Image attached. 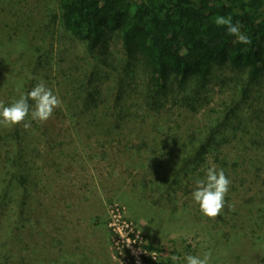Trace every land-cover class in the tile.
<instances>
[{"label":"rangeland","instance_id":"374dc122","mask_svg":"<svg viewBox=\"0 0 264 264\" xmlns=\"http://www.w3.org/2000/svg\"><path fill=\"white\" fill-rule=\"evenodd\" d=\"M55 1L0 0V103L9 102L11 85L22 81L19 72L29 62L30 53L40 57L42 73L51 71L46 87L61 90L66 102L75 100L65 91L63 77L77 76L76 85L83 78L79 75L93 70L95 59L86 54L84 45L57 27V20L48 24L50 9H57ZM39 47L43 48L38 51ZM108 47V54L100 59L112 62L123 56L118 34H113ZM7 56L9 65L3 62ZM103 70L102 91L113 96L114 77L110 69ZM7 73L13 74L9 84L5 83ZM232 75L226 72V77ZM221 83L214 79L208 104L193 113L170 102L156 106L160 94L138 80L117 103L110 98L102 108L86 110L79 118L76 115L73 123L79 122L82 130L74 132L80 138L71 141L73 148L67 141L74 134L63 131V142L57 146L31 127L25 138L29 150L24 169L12 166L8 175L3 171L0 177V193L18 192L4 211L3 232L8 228L10 235L0 241V264H86V260L90 264H130L129 256L134 264H142L143 250L137 246L142 243L159 248L154 255L162 260L180 257V264L186 255L202 256L208 250L211 264H264V147L255 148L248 141L252 129L258 133L264 127L263 88L251 104L250 111L258 112L256 122L241 124L234 140L228 126L230 141L217 155L219 161L226 159L231 164V184L221 215L215 219L204 216L192 198L196 180L203 177L171 186L170 195L162 196L147 186L155 177L168 176L167 157H160L158 146L163 138L173 136L186 142L209 120L222 122L220 117L224 118L239 92L234 84ZM240 110L244 114L241 106ZM100 121L102 128L94 129ZM67 124L68 117L61 123L63 129ZM214 158L208 160V168L218 167ZM22 173L27 174L31 190L23 207ZM20 208L26 218L19 217ZM127 232L134 234L133 240Z\"/></svg>","mask_w":264,"mask_h":264},{"label":"trees","instance_id":"16d2710c","mask_svg":"<svg viewBox=\"0 0 264 264\" xmlns=\"http://www.w3.org/2000/svg\"><path fill=\"white\" fill-rule=\"evenodd\" d=\"M55 3L57 9H50L52 19L48 24L53 25L56 22L52 21L57 20V27L79 40L86 54L95 61L92 63L93 70L79 75L83 78L76 85L74 81L77 76L63 77L67 83L65 91L75 101L66 102V96L60 94L61 90L52 89L62 101L61 106L45 123L33 121L32 128L57 146L63 142L60 141L64 137L63 131L65 135L68 131L75 136L67 141L72 147L74 142L71 141L80 138L74 132L82 130L77 126L79 122L73 123L76 115L79 118L86 110L102 108L110 98L117 103L132 91L129 88L138 80L144 82L146 88L160 94L154 101L156 106L170 102L193 113L208 104L214 79L221 81V84L229 82L238 88L239 93L236 99L230 101L224 118L220 117L222 122L218 118L209 120L186 142L173 136L163 138L158 146L160 157H167L165 165L169 169L168 176L164 179L155 177L147 186L155 188L162 196L163 193L170 195L173 191L171 186H179L191 178H204L208 160L212 157H215L213 162L218 165L217 170L223 169L227 177L231 176V164L226 159L219 161L217 155L224 144L230 141L231 137L226 131L228 126L232 128L234 140L237 128L243 123L253 125L258 116V112L254 114L250 110L256 94L262 92L260 88L264 89V0H56ZM217 16H231L233 24L238 22L241 25V32L250 38L251 43L241 44L235 36L227 33L226 27L217 26L214 23ZM113 34L120 36L123 56L109 62V59H100L99 56L108 54ZM42 45L46 47L45 40ZM101 48L103 51H100ZM28 59L23 72H19L22 81L18 86L22 84V87L11 85L13 92H9V102L5 101V106H9L21 94H27L38 82L48 81L51 71L41 72L44 67L40 57L30 53ZM3 62L9 65L8 56ZM95 67L99 70L96 71ZM104 67L110 69L114 77L113 96L102 91L101 83L105 78L101 73ZM228 71L234 75L226 77ZM11 75H7L5 83L9 84L13 80ZM240 106L245 110L244 114ZM113 108L117 110L116 106ZM62 111L70 115H64ZM246 111L248 114H245ZM66 116L68 124L63 129L61 123L67 120ZM101 123L93 125L94 129L102 128ZM263 128L258 131L261 138L255 129H252L253 132L249 130L252 137L248 141L258 149L264 147ZM29 129L20 124L13 127L0 125V177L3 171L8 175L12 166L24 169L25 152L29 150V147H25V138ZM26 175L22 173L20 177V183L25 185L22 207L31 193ZM16 195V189L11 193L7 190L0 193V241L10 235L8 228L3 232L6 222L4 211H7ZM19 211V217H25L22 208ZM129 236L134 239L133 233H129ZM11 238L15 239L13 236ZM137 246L144 251L141 255L142 264H171L170 259L162 260L154 255L159 251L156 246L144 243ZM127 262L134 264L133 256H129ZM86 264L90 263L86 260Z\"/></svg>","mask_w":264,"mask_h":264},{"label":"clouds","instance_id":"9594fccd","mask_svg":"<svg viewBox=\"0 0 264 264\" xmlns=\"http://www.w3.org/2000/svg\"><path fill=\"white\" fill-rule=\"evenodd\" d=\"M214 23L226 27L227 33L235 36L239 43L245 45L251 43L250 38L241 32V25L238 22L233 24L231 16H217ZM18 87H22V84ZM61 103L60 98L47 88L43 81H40L27 94H21L9 106L0 103V125L13 127L20 124L25 129H29L33 121L43 124L51 118ZM195 183L196 188L192 192V198L198 204L201 213L211 219L221 215L225 210V198L231 184L223 169L209 167L205 177L197 179ZM228 207L231 210V206ZM170 259L173 264H180V257L173 255ZM211 259L212 253L208 250L202 256L186 255L183 257V264H211Z\"/></svg>","mask_w":264,"mask_h":264},{"label":"built area","instance_id":"2783aa9c","mask_svg":"<svg viewBox=\"0 0 264 264\" xmlns=\"http://www.w3.org/2000/svg\"><path fill=\"white\" fill-rule=\"evenodd\" d=\"M127 236H129L128 232H127ZM127 240L130 241V238H128ZM132 240H133V239H132ZM139 249H140V248H139ZM140 250H141V249H140ZM140 252H141V254H143L144 251H143V252L140 251ZM140 259H141V257H140ZM141 263H142V262H141Z\"/></svg>","mask_w":264,"mask_h":264}]
</instances>
